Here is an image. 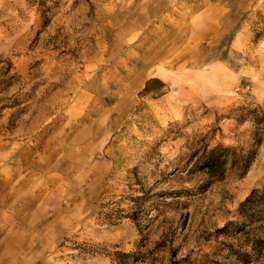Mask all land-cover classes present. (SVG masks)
<instances>
[{
  "label": "rangeland",
  "instance_id": "rangeland-1",
  "mask_svg": "<svg viewBox=\"0 0 264 264\" xmlns=\"http://www.w3.org/2000/svg\"><path fill=\"white\" fill-rule=\"evenodd\" d=\"M263 186L264 0H0V264H264Z\"/></svg>",
  "mask_w": 264,
  "mask_h": 264
},
{
  "label": "crops",
  "instance_id": "crops-1",
  "mask_svg": "<svg viewBox=\"0 0 264 264\" xmlns=\"http://www.w3.org/2000/svg\"><path fill=\"white\" fill-rule=\"evenodd\" d=\"M156 78L162 84L160 91L147 90L146 94L153 100L155 106H160L164 114L174 116L182 115L184 104H197L200 101L215 99L217 92H222L226 87L221 82L208 85L209 78L201 84L196 78L186 74L172 75L166 69L156 71L144 79L141 90H145ZM176 117V116H175Z\"/></svg>",
  "mask_w": 264,
  "mask_h": 264
},
{
  "label": "trees",
  "instance_id": "trees-1",
  "mask_svg": "<svg viewBox=\"0 0 264 264\" xmlns=\"http://www.w3.org/2000/svg\"><path fill=\"white\" fill-rule=\"evenodd\" d=\"M160 83V82H159ZM144 91V94H146L147 88ZM230 150L228 148L224 147H217L214 148L204 156L201 157V160H199L202 169H206L209 172H216L218 168L223 167V163L226 161L227 153ZM248 163L246 164V166ZM264 201V186L260 189H254L250 192V194L246 197V200L241 203L240 207L243 208L244 206L248 204H254V201ZM226 227V226H225Z\"/></svg>",
  "mask_w": 264,
  "mask_h": 264
}]
</instances>
